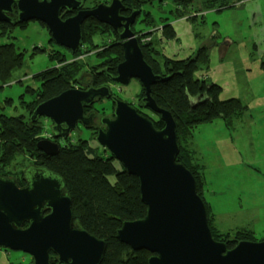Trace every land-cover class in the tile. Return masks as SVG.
Returning <instances> with one entry per match:
<instances>
[{
	"label": "water",
	"instance_id": "95a60500",
	"mask_svg": "<svg viewBox=\"0 0 264 264\" xmlns=\"http://www.w3.org/2000/svg\"><path fill=\"white\" fill-rule=\"evenodd\" d=\"M84 4L85 0H0V23L40 22L55 45L72 54L82 46L83 24L88 19L110 26L123 49V61L110 80L121 87L138 80L144 96L136 108L114 95L109 86L89 84L44 101L30 121L50 120L53 138L39 141L38 149L54 156L60 152L55 140L67 139L79 127L96 131L98 146L139 180L146 216L124 222L116 237L134 251L151 253L148 264H264V241H239L229 249L212 236L194 175L177 162L175 119L151 94L152 87L168 77L154 72L132 29L141 11L123 15L127 11L123 0L99 3L92 9H84ZM73 11L74 16L63 19V12ZM99 101H110L113 115L100 117L97 125V111L86 114V109ZM141 109L159 115L164 128L156 129ZM23 179L21 187L15 178L0 176V248L23 252L33 264H101L107 245L75 220L63 179L37 166L27 167Z\"/></svg>",
	"mask_w": 264,
	"mask_h": 264
},
{
	"label": "rangeland",
	"instance_id": "374dc122",
	"mask_svg": "<svg viewBox=\"0 0 264 264\" xmlns=\"http://www.w3.org/2000/svg\"><path fill=\"white\" fill-rule=\"evenodd\" d=\"M99 3L105 2L87 0L85 8ZM175 9L172 0H151L137 17L134 27L140 35L136 36L142 44L153 42L149 44L153 47L150 57L155 60L163 56L185 60L206 47L209 62L200 66L195 77L219 85L221 100L238 99L243 104V113L233 120L231 129L222 119L215 118L194 131L193 143L204 166L201 173L205 198L215 214V226L232 236L247 229L255 234L254 239L264 241V0H244L223 11H204L203 4L196 0L183 18ZM12 29L11 34L0 36V45L14 42L24 56L23 65L7 85L0 81V104L5 106L0 111L6 116L23 114L20 97L29 102L32 91L35 94L40 90L34 75L54 65L74 62L80 67V78L102 63L100 56H96L99 44L110 40L112 46L119 41L115 35H94L93 43H84L82 57L74 61L71 51L53 43L45 26L32 21L24 29ZM101 55L108 54L102 51ZM84 82L88 84L90 80ZM110 88L131 105H135L143 90L135 79L126 87L112 84ZM8 98L14 100L11 105L6 104ZM93 109L104 113L98 117L113 115L110 101L94 104ZM147 114L154 116L151 111ZM43 121V139H52V122L46 118ZM94 135L92 130L79 127L71 134L70 142L76 144L83 138L96 145ZM33 164L28 155H19L5 171L10 177H21L26 167ZM0 264H33V260L23 252L0 248Z\"/></svg>",
	"mask_w": 264,
	"mask_h": 264
},
{
	"label": "trees",
	"instance_id": "16d2710c",
	"mask_svg": "<svg viewBox=\"0 0 264 264\" xmlns=\"http://www.w3.org/2000/svg\"><path fill=\"white\" fill-rule=\"evenodd\" d=\"M110 1L104 0L106 4ZM150 1L123 0V3L130 12V10L142 11ZM172 1L176 6L175 12L180 18H183L186 16L184 14L186 9L196 0ZM197 1L203 4L204 11H223L244 0ZM86 2L87 0H85V4ZM87 9H92V7ZM38 23L44 26L42 23ZM28 25L0 23V36L11 34L13 26L24 29ZM170 30L172 29L170 28ZM163 31L165 32V30ZM173 33L174 31L172 35ZM94 35L117 34L108 25L90 18L83 27V43L92 44ZM139 42L145 59L152 66L154 72L168 77L167 81L154 85L151 94L157 105L171 112L175 119L180 148L177 162L183 164L194 175L198 194L205 203L208 225L214 240L226 243L229 249L234 248L239 241L262 242L254 239L255 234L250 230L241 229L232 236L230 232H222L215 226V214L205 198L204 175L201 173L204 166L198 160L199 154L193 143L194 131L199 126L212 122L215 118L222 119L231 129L233 120L243 113V104L238 99L221 100L219 95L222 89L219 85L195 77V72L200 66L209 62L206 47L185 60H175L166 56L155 60L150 57L153 47H150L149 44L153 42L142 44L140 39ZM116 43L118 42L111 46V41L107 40L99 44L100 51L97 50L99 52L96 56H100L102 63L93 71L84 72L80 78L78 77L80 67L78 63L74 62L68 65L66 63L54 65L52 68L34 75L33 79L39 82L41 87L35 94L32 91L29 102H25L23 96L20 97L22 101L19 104L22 106L23 114L6 116L0 111V176L10 177L7 175L5 167L10 165L16 156L28 155L34 160V164L30 166L45 167L63 179L66 190L72 199L75 220L79 221L87 232L106 243L107 249L101 264H148L151 253L145 250L134 251L119 242L116 237L117 231L124 222L136 221L146 216L147 207L141 201L138 178L130 175L103 148L97 144L91 145L88 140L83 138H80L76 144L70 142L71 135L65 140L58 139L60 152L54 156L44 154L37 147L38 142L44 138V118L38 119L35 123L30 121L34 109L40 103L75 88L74 84L76 83L79 88L85 87L87 83L84 80L87 78L95 86L110 87L112 84L115 85L111 82L110 77L116 75L117 66L123 61V49L120 44ZM85 44L76 54L71 55L72 58L75 57L74 61L82 57ZM102 51L108 55H101ZM23 56L24 52L18 51L14 42L0 45V81L2 85L6 86L13 73L21 68ZM143 96L144 89L141 91L139 99ZM6 101V104L10 105L14 102L9 98ZM4 107L0 104V110H3ZM96 110L98 115H104L102 110ZM143 114L146 115L145 112ZM152 115L154 116L148 117L153 120L155 128L163 129L164 123L160 120V116L154 113ZM23 174L24 172L21 177L11 176L17 180L21 187L25 186Z\"/></svg>",
	"mask_w": 264,
	"mask_h": 264
},
{
	"label": "flooded vegetation",
	"instance_id": "af4514ba",
	"mask_svg": "<svg viewBox=\"0 0 264 264\" xmlns=\"http://www.w3.org/2000/svg\"><path fill=\"white\" fill-rule=\"evenodd\" d=\"M109 3H110V2H109ZM109 3H107V4H109ZM83 8H84V9H87V8H85V6H84ZM131 13H132V10H130V12H129V11H128V8H127V11L124 12L123 15H125V16H129ZM14 14H15V16H17V10H16V8H14ZM75 14H76V11H73L71 14L64 13V12L62 13V15H63V19H67V18H69V17H71V16H74ZM66 15H68V16L65 18ZM88 20H89V19H88ZM88 20H87V21H88ZM136 20H137V19H136ZM87 21H86V22H87ZM30 22H32V21H30ZM30 22H28V23H23V24H29ZM34 22H37V21H34ZM86 22H85V23H86ZM37 23H38V22H37ZM85 23H84V24H85ZM135 23H136V21H135ZM8 24H16V25H20V24H17V23H15V22H13V23H8ZM84 24H83V27H84ZM105 25H106V24H105ZM134 26H135V24L133 25V28H132L133 31L135 32L136 35H140L139 33H136V29H135ZM109 27H110V26H109ZM110 28H111V27H110ZM111 29H112V28H111ZM112 30H113V29H112ZM113 31H114V30H113ZM114 32H115V31H114ZM115 33H116V32H115ZM116 34H117V33H116ZM115 36H117V38H118V40H119V35L117 34V35H115ZM83 41H84V37H83ZM83 41H82V45L84 44ZM53 43H54V42H53ZM54 44H55V43H54ZM118 44H120L121 47H122V44L120 43V40L118 41ZM80 49H81V48H80ZM80 49H79V50H80ZM116 72H117V71H116ZM115 76H116V75H115ZM87 80H89V78H87ZM89 84H93V85H94L93 82H88L87 85H89ZM87 85H85V87H83V88H82V87H81V88L78 87V88H74V89H86V86H87ZM94 86H95V85H94ZM103 86H104V85H103ZM96 87H100V86H96ZM112 93H113V92H112ZM120 99H121V98H120ZM139 100H140V99H139ZM139 100H138V101H139ZM138 101L135 103V105L133 104V106L136 107V108H137V105H138ZM99 102H102V101H99ZM99 102H98V103H99ZM98 103H96V104H98ZM112 105H113V104H112ZM93 107H94V105H93ZM93 107H91L90 109H86V114H87L88 112L92 111V110L95 111V110L93 109ZM146 111L149 112L148 110H145V109H141V110H139V112H141V113H144V112H145L146 115H147V112H146ZM98 116H99V115H98ZM99 118H100V117H98L97 120H96V123H98L97 125H100V124H99ZM92 131L96 133V131H94L93 129H92Z\"/></svg>",
	"mask_w": 264,
	"mask_h": 264
},
{
	"label": "crops",
	"instance_id": "0c3cea01",
	"mask_svg": "<svg viewBox=\"0 0 264 264\" xmlns=\"http://www.w3.org/2000/svg\"><path fill=\"white\" fill-rule=\"evenodd\" d=\"M241 3V2H240ZM239 4V3H238ZM196 147V146H195Z\"/></svg>",
	"mask_w": 264,
	"mask_h": 264
}]
</instances>
